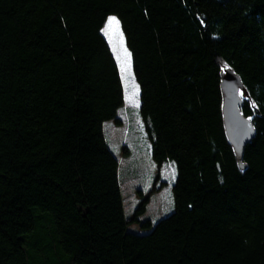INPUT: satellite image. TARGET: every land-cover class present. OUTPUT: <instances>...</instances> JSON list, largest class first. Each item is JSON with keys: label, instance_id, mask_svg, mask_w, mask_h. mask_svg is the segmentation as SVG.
I'll use <instances>...</instances> for the list:
<instances>
[{"label": "trees", "instance_id": "trees-1", "mask_svg": "<svg viewBox=\"0 0 264 264\" xmlns=\"http://www.w3.org/2000/svg\"><path fill=\"white\" fill-rule=\"evenodd\" d=\"M110 17L152 160L176 171L157 224L149 199L126 220L103 132L124 105ZM221 64L248 94L243 170ZM0 264H264V0H0Z\"/></svg>", "mask_w": 264, "mask_h": 264}, {"label": "rangeland", "instance_id": "rangeland-1", "mask_svg": "<svg viewBox=\"0 0 264 264\" xmlns=\"http://www.w3.org/2000/svg\"><path fill=\"white\" fill-rule=\"evenodd\" d=\"M107 22L102 35L108 43L119 69L124 91V105L118 111L122 126L108 122L104 124L103 132L109 150L119 163L118 181L126 220L131 221L143 200L149 199L145 206V212L139 217V220L157 224L156 222H159L158 220L162 216H170L169 212L173 211L172 188L176 171L171 165H164L160 169L152 160L150 144L146 138L139 113L140 92L132 100L127 98L132 96V93L138 88L132 72L131 56L129 73H124L121 71V65L125 61L124 50L130 54L125 44L124 35L119 22L114 31L105 35ZM221 66L222 69L225 68L224 64ZM125 76H127L126 79L123 78ZM240 96L245 98L241 93ZM151 231L152 229H141L135 223H130L127 227V232L136 235H147Z\"/></svg>", "mask_w": 264, "mask_h": 264}, {"label": "water", "instance_id": "water-1", "mask_svg": "<svg viewBox=\"0 0 264 264\" xmlns=\"http://www.w3.org/2000/svg\"><path fill=\"white\" fill-rule=\"evenodd\" d=\"M220 88L225 136L233 149L239 168L243 170L245 168V165L242 164L244 148L255 137V130L250 119L241 112L243 101L248 97V94L238 75L228 67L222 69ZM240 93L245 98H242Z\"/></svg>", "mask_w": 264, "mask_h": 264}, {"label": "snow or ice", "instance_id": "snow-or-ice-1", "mask_svg": "<svg viewBox=\"0 0 264 264\" xmlns=\"http://www.w3.org/2000/svg\"><path fill=\"white\" fill-rule=\"evenodd\" d=\"M118 26V21L114 17H110L107 22V26L105 29V35H108L109 32L114 31L115 28ZM125 55V61L121 65V71L124 73H129L130 70V54L127 53L126 50H124ZM124 79L127 78V76L123 77ZM139 89L136 88L135 91L132 93V96L127 97L129 100H132L133 97L138 96ZM138 106V103H137ZM173 177H174V171H173Z\"/></svg>", "mask_w": 264, "mask_h": 264}, {"label": "crops", "instance_id": "crops-1", "mask_svg": "<svg viewBox=\"0 0 264 264\" xmlns=\"http://www.w3.org/2000/svg\"><path fill=\"white\" fill-rule=\"evenodd\" d=\"M170 165V164H169ZM172 167V166H171ZM161 169V168H160ZM170 214L172 213V210L169 212ZM169 214V215H170ZM164 217H167V216H162V218H160V220H162ZM160 220H158V221H160ZM157 223V222H156Z\"/></svg>", "mask_w": 264, "mask_h": 264}]
</instances>
